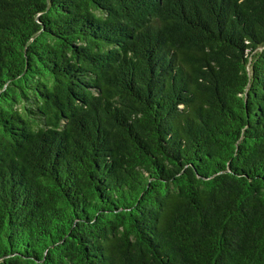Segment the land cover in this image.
Instances as JSON below:
<instances>
[{"label":"trees","instance_id":"1","mask_svg":"<svg viewBox=\"0 0 264 264\" xmlns=\"http://www.w3.org/2000/svg\"><path fill=\"white\" fill-rule=\"evenodd\" d=\"M0 264H264V0H0Z\"/></svg>","mask_w":264,"mask_h":264}]
</instances>
